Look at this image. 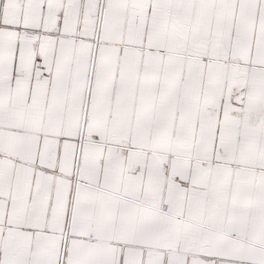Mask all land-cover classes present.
Segmentation results:
<instances>
[{"label":"snow or ice","instance_id":"6c2138e0","mask_svg":"<svg viewBox=\"0 0 264 264\" xmlns=\"http://www.w3.org/2000/svg\"><path fill=\"white\" fill-rule=\"evenodd\" d=\"M0 264H264V0H0Z\"/></svg>","mask_w":264,"mask_h":264}]
</instances>
